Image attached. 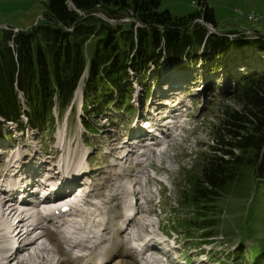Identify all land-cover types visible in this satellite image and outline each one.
I'll return each mask as SVG.
<instances>
[{"label": "rangeland", "instance_id": "1", "mask_svg": "<svg viewBox=\"0 0 264 264\" xmlns=\"http://www.w3.org/2000/svg\"><path fill=\"white\" fill-rule=\"evenodd\" d=\"M45 1L0 0V28L6 25L24 30L33 26L42 18ZM193 1L198 2V0H160L158 10H166L172 16H187L197 11V6L192 4ZM205 2L213 12L214 30L217 32L214 34L227 36L228 41L239 39L245 42L253 38L264 42V37L245 35L249 33L247 29L250 32L264 33V0H205ZM249 13L261 16L260 20L256 22L247 20L246 15ZM95 15L111 24L128 23L133 20L128 14L122 15L118 20L107 18L104 14ZM2 31L0 29V37ZM92 40L90 39L87 44V51L92 47ZM248 46H243L242 49H249ZM164 47L165 44L161 39L156 50H162ZM256 49L251 51L252 55ZM239 51L235 49L233 54L225 56L221 67L215 71L209 67L212 62L207 64L201 59L196 65H183L184 67L177 68L168 65L162 70L160 68L157 79L154 78L155 72H148L145 77L142 75L130 80L131 98L129 106L127 105L129 109L123 106L121 109L115 108L114 104L105 107L101 111L102 118L108 116L109 120L96 119L94 112L84 116L85 121L95 127L93 132L86 131L81 121L83 112L81 106L85 104L86 109L92 108V100L89 99L90 101L86 103L79 88L75 92L72 104L66 106L61 113L54 110V115L58 114V120L55 121L54 118L53 125L56 130L54 129L51 136L45 129L41 133L35 130L21 133L13 130L11 126L2 127L0 167L6 163L10 154H16L18 157L21 155L23 157L21 159H26L19 163L23 168L35 167L38 163H42L43 155L54 157L57 153V158L66 155L63 160L75 162L76 158L85 154L90 161L92 160L91 165L101 164L100 168L105 169V172H98V180L95 182L98 189L91 193L90 198L96 195H101V198L108 194L113 195L119 184L118 173H125L121 176V182L126 185L128 172L121 171L118 167L110 168L113 163L109 157L118 150L117 138L113 145L112 140L115 137L120 139L128 137L130 133L145 134L155 125L160 126L163 123L161 117L167 113L169 106L174 100L182 98L185 112L180 116L181 121L175 124L173 133L176 136L168 139V148L155 156L145 152L148 159L144 165H141L138 159L136 160L139 165L134 166V161L128 160L124 165V168L131 169V173L135 176L143 171L149 173L147 184L140 185L144 193L151 195L150 212L141 217L142 221L154 232L159 228L160 232L169 235V239L174 237L175 247L179 250L175 255L182 261L186 260L189 263L195 257V262L204 264H264V250L261 251L264 248V197L259 193H264V190L253 188L250 193L241 194L224 191L223 195L219 196L220 199L210 206L201 204L197 206L189 200L191 183L200 175L204 154L209 152L208 145L212 146L216 134L219 130L222 131V108L229 106L241 109L240 103L234 100L235 98H227L231 94L230 89L236 84L229 76L249 72L247 68L256 65L251 63L250 67H246L242 64L244 60L237 55ZM245 54L249 55L250 52L245 51ZM259 60L264 62V55ZM140 78H144L143 87L138 84L137 80ZM148 83L152 86L146 94L145 88ZM214 87L219 94H212ZM262 91L264 92V88ZM71 105L73 108L70 109ZM165 106L167 109L162 110ZM21 119L22 125H28L24 115ZM46 126H51L48 120ZM35 148H38V154L32 155ZM163 149L162 146L160 150ZM107 152L111 154L104 158V153ZM151 169L157 172V179L160 180L158 185L156 180L150 178ZM130 180L132 181L133 178L130 177ZM145 180L143 176L138 178L140 184ZM197 182L199 183V180ZM249 185L247 182L246 186ZM230 188L234 190L233 186ZM123 189L125 190V186ZM157 191L159 196L156 194ZM257 191L256 197H253L252 194ZM120 201L119 197L111 203V206L120 204ZM259 201L261 205L256 204ZM111 214L117 216L118 213L113 211ZM251 214L257 215V219L256 217L249 219ZM120 219L118 216L117 223L113 226V233L120 240L121 250L124 251L128 249L127 235H117ZM130 229L137 231L139 226L135 223L130 225ZM168 244H172L170 240ZM198 252L200 255H197ZM241 254L243 258L237 262ZM148 260L153 261V264L158 263L150 254L143 253L139 261L130 259V264H145ZM195 262L193 264H196Z\"/></svg>", "mask_w": 264, "mask_h": 264}, {"label": "trees", "instance_id": "2", "mask_svg": "<svg viewBox=\"0 0 264 264\" xmlns=\"http://www.w3.org/2000/svg\"><path fill=\"white\" fill-rule=\"evenodd\" d=\"M198 1L204 9L178 17L159 11L160 0H46L42 18L33 26L14 34L10 30L16 27L0 28V134L2 127L12 123L21 133L45 129L51 136L54 118L58 120L54 110L61 113L72 104L79 88L86 103L92 100V108L81 106V121L86 131L93 132L95 127L84 116L94 112L96 119L107 120L101 112L105 107L129 106L130 80L145 77L151 68L157 79L160 68L196 65L201 59L212 62L209 67L215 71L237 49L243 62L256 65L247 68L249 72L229 76L236 84L227 98H235L241 109L222 108V131L208 145L200 175L191 183L189 200L197 206H210L224 191L264 190V62L259 60L264 42L228 41L227 36L207 34L201 24L192 25L200 15L215 23L205 0ZM95 14L115 20L128 14L133 20L111 24ZM90 39L92 47L87 51ZM161 39L165 47L157 51ZM254 49L255 56L251 54ZM143 79L137 80L141 87ZM151 86L148 83L146 94ZM216 91L212 94H219ZM22 115L30 127L21 124ZM250 217L257 219L255 214ZM242 258L243 254L237 262Z\"/></svg>", "mask_w": 264, "mask_h": 264}, {"label": "bare ground", "instance_id": "3", "mask_svg": "<svg viewBox=\"0 0 264 264\" xmlns=\"http://www.w3.org/2000/svg\"><path fill=\"white\" fill-rule=\"evenodd\" d=\"M242 63L245 64L246 67H250L251 63L253 62L247 61L246 63L245 62H242ZM164 109H167V106L162 108V110ZM115 141H116V137L114 138V140H112L111 144L112 145L115 144ZM127 147L129 151H131L134 146L129 145ZM35 149L36 150H34L32 155L38 154V150H37L38 148H35ZM117 149H119L118 145H117ZM126 150L127 149H125V151ZM84 155L85 154H83L80 157V160L82 162H86V166H84L83 163H77L76 165H70L69 162H66L65 160H63L62 155L60 156V158H57V153L54 155V157H49L48 155H46V157H44V155L41 156V159H43V163H38V165L39 167H42V170L46 172L47 179L51 181L49 184H47V186L50 187L49 189L52 190L54 188H57L58 191L61 192L63 188H66L69 195L76 193L77 189L72 187V184H73L72 181H76L77 178H75L76 176L74 174H69V171L74 170V169L81 170L85 173L84 176L86 177V179L84 178L85 179L84 180L83 178H81V180L79 181L81 185H84V183H87V182H90L93 184L92 179H94L95 176H90L89 174L94 175L97 172V170H99L101 165L100 164H95V165L89 164L92 160L90 161L88 156H84ZM11 156L12 157L7 158L5 162H12L13 160H16L14 161L16 167L19 166V163H21V161L26 160V159H21L23 158L21 157V155H19L18 157L16 156V154H11ZM139 157H142V155H139ZM147 159L148 158H141L139 160V163L143 164ZM112 168L114 167L112 166ZM13 172L14 170L7 171V173H13ZM101 172L103 171L101 170ZM58 173L59 174L61 173L64 176L60 180L57 179ZM70 173H73V171ZM69 175L71 176L68 177ZM5 176H6V173L3 172V180L5 179L4 178ZM27 192H30V191H27ZM2 193H3V189L0 188V196L2 195ZM120 195H123L122 185H118L117 190L114 195H110L107 198H104L100 202V204H93V208L94 210L97 211V215L105 218L104 226L99 236L95 234L88 235V233L91 232L90 229H92V226L96 225V222L94 220V214L89 213V216L85 215L83 224L81 221L76 224H70L71 235H69V240H70L69 252H67L64 248H62L61 240L52 233L53 229L50 228L48 230L49 234L46 235L45 237L51 247L41 246V243L37 242L40 237L38 238L33 237L31 240H29L26 246L25 245L21 246V251L23 253V256L22 257L19 256L18 259H15V256H16L14 254L15 251L10 252V253L8 252L9 251L7 250L8 245L4 241L5 236L2 233V230H3V227H6V231L12 232L13 231V221H15V217L13 216L14 213L16 212L15 207L17 205L18 206H22V205L28 206L29 204H24L26 201L20 200V202L19 201L11 202V203L9 202L8 204L10 206V209L0 207V263L6 260L3 264H78L80 260L93 259V261H96L98 257L105 256L107 257L106 264H130L129 253L127 251L124 253L118 252L120 251L121 245L112 236V226L115 224V221L110 215V212H111L110 203L112 202V200L119 197ZM63 199H66V197H64ZM31 201L32 200L29 199V202ZM6 202L7 201H4L0 198V205H4ZM36 207H37L36 205H33L35 212H36ZM80 211H83V210L80 209ZM17 215L19 216V223L24 224L28 217H25V214H22L21 212H19ZM38 218H39L40 223L44 221L42 216H39ZM136 222L142 223L141 220H138V221L132 220L127 224L125 232H121L118 230L117 234H120V235L127 234L129 236L130 235L129 233L130 225ZM82 232L86 233L85 240L90 241L91 239L95 238L97 239V243L94 245V248L90 253L86 255L73 256L74 255L73 250L76 249L77 247H80L82 244L81 240L78 239L77 237V235ZM135 235L139 236L138 233ZM16 236H18V238L16 239V243L12 245V248H15L16 246L20 245V242H19L20 237H23L24 234L19 231L16 233ZM25 238L26 237H24L23 240H26ZM24 252L26 253L24 254ZM18 254L19 253H17V255ZM145 264H153V261L148 260Z\"/></svg>", "mask_w": 264, "mask_h": 264}, {"label": "water", "instance_id": "4", "mask_svg": "<svg viewBox=\"0 0 264 264\" xmlns=\"http://www.w3.org/2000/svg\"><path fill=\"white\" fill-rule=\"evenodd\" d=\"M247 15H248V14H247ZM247 15H246L247 20L252 21V22H256V21H257V20H255V19H250V18H248ZM195 23H198V24H201L202 26H204L205 29H206L207 34L217 33V32L214 30V29H215V28H214V23H213V22L204 21L202 15L196 17V18L193 20L192 25L195 24ZM192 25H191V26H192ZM211 25H212V26H211ZM160 28L162 29V27H160ZM247 31H249V33H247V34L245 33V35H248V36H250V35H256V36L264 37V33H261V32H258V31H251V32H250L249 29H247ZM249 34H250V35H249ZM252 39H253V38H252Z\"/></svg>", "mask_w": 264, "mask_h": 264}, {"label": "built area", "instance_id": "5", "mask_svg": "<svg viewBox=\"0 0 264 264\" xmlns=\"http://www.w3.org/2000/svg\"><path fill=\"white\" fill-rule=\"evenodd\" d=\"M192 4H193L194 6H197V10H202V9H204V7L201 5V3H200L199 1H198V2L193 1ZM247 17L250 18V19H255V20H257V21H259L260 18H261V16H259V15H255L254 13H249V14L247 15ZM17 30H18L17 28H14V29H13V31H15V32H16Z\"/></svg>", "mask_w": 264, "mask_h": 264}]
</instances>
